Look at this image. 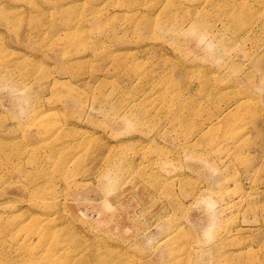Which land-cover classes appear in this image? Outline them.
<instances>
[{
	"label": "rangeland",
	"instance_id": "1",
	"mask_svg": "<svg viewBox=\"0 0 264 264\" xmlns=\"http://www.w3.org/2000/svg\"><path fill=\"white\" fill-rule=\"evenodd\" d=\"M0 264H264V0H0Z\"/></svg>",
	"mask_w": 264,
	"mask_h": 264
}]
</instances>
